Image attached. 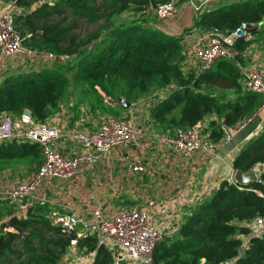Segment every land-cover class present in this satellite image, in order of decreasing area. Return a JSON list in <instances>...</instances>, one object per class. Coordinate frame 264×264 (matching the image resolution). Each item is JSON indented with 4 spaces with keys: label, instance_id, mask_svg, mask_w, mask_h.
I'll return each mask as SVG.
<instances>
[{
    "label": "trees",
    "instance_id": "obj_1",
    "mask_svg": "<svg viewBox=\"0 0 264 264\" xmlns=\"http://www.w3.org/2000/svg\"><path fill=\"white\" fill-rule=\"evenodd\" d=\"M7 1L23 9L13 18L24 46L49 55L52 66L4 76L0 112L20 115L28 109L36 121L47 120L58 102L59 87L55 85L67 81L66 72L71 69L74 80L83 83L92 110L110 107L124 112L122 100L131 105L155 85H174L149 107V123L156 130L172 132L197 124L215 108L220 120L211 121L206 130L215 142L224 137L225 127L251 116L261 104L258 93L242 90L240 85L237 63L247 48L242 39L236 43V59L219 58L202 72L184 74L176 62L181 37L165 35L137 19L162 0ZM131 10L136 12L132 17L121 18ZM244 23L256 26L253 35L264 27V0L232 2L207 10L196 25L205 31L229 33ZM82 24L93 28L82 31ZM216 89H234L235 98L224 102L214 93ZM5 145L7 150H0V159L41 156L38 143ZM254 166L261 168L259 180L250 173ZM232 168L250 173L252 179L242 184L222 181L206 199L188 207L175 232L164 234L155 246L154 264H264V240L249 228L250 222L264 218V127L241 145ZM2 201L13 204L10 198ZM1 206L0 264H59L71 238L48 218L50 204L29 205L23 215L13 211L18 204L7 207L10 214L4 220ZM76 245L95 252L91 264H113L110 252L98 246L95 237H78Z\"/></svg>",
    "mask_w": 264,
    "mask_h": 264
},
{
    "label": "built area",
    "instance_id": "obj_2",
    "mask_svg": "<svg viewBox=\"0 0 264 264\" xmlns=\"http://www.w3.org/2000/svg\"><path fill=\"white\" fill-rule=\"evenodd\" d=\"M217 1L219 0H187L192 11L197 14L210 10ZM177 3L178 0L159 1L151 8L152 14L158 19L172 18L177 14ZM12 6L7 2L0 7V68L11 60H31L37 55L24 46L15 29ZM252 38L254 35L242 30L241 27L229 33L218 30L204 31L192 44L182 49L181 62L187 69H193L196 73L202 72L219 58L236 59L238 55L236 43L240 39L248 41ZM240 72L243 90L258 93L261 96V104L251 116L229 129L230 134L220 140L223 143L229 142L259 114L264 113V75L254 67L240 69ZM130 109L131 107L127 110ZM203 128L207 127L200 121L193 126L175 129L173 132L155 131L152 137L161 145L187 153L200 151L216 155L218 142L211 140ZM143 134V124L133 117L109 116L93 131H78L59 127L51 123L49 118L41 122L23 112L16 115L1 111L0 144L23 141L38 143L42 161L29 179L14 182L9 186H0V199L10 198L18 202L20 207H23L21 198H25V206L48 203L47 199L40 195L41 189L49 187L54 180H68L74 177L83 167L93 164L101 155L113 148L136 145ZM66 138L76 145V150L72 154L66 153L62 147V141ZM131 168L133 171L141 172L145 165L141 160H136L132 162ZM260 171L259 166L251 168L250 173L254 180H259ZM47 216L53 224L75 237L71 239L70 246L76 245L78 237H95L97 245L110 252L113 264H121L122 261L129 264H154V248L163 236L147 213L137 208L119 209L111 214L100 213L90 218L72 212H60L56 205L50 204ZM253 222L255 229H251V234L264 240V218H256ZM246 244L247 240L244 245ZM89 253L95 255L94 251ZM231 263L234 264L232 261Z\"/></svg>",
    "mask_w": 264,
    "mask_h": 264
},
{
    "label": "crops",
    "instance_id": "obj_3",
    "mask_svg": "<svg viewBox=\"0 0 264 264\" xmlns=\"http://www.w3.org/2000/svg\"><path fill=\"white\" fill-rule=\"evenodd\" d=\"M238 1L244 0H219L210 10ZM6 3L7 0H0V7ZM12 8L14 13L23 11L14 5ZM40 59L46 61L44 66H52L49 55L38 53L29 61L34 62L33 65L26 64L30 59H25L11 60L5 66L16 68L17 73L25 72L20 70L21 67L32 71ZM263 115L259 114L253 125L234 135L229 142L219 140L216 155L200 151L187 153L161 145L152 137L156 127L152 123L146 124L144 134L136 145L113 148L93 164L83 167L74 177L54 180L39 193L48 204L56 205L60 212L90 218L100 213L111 214L121 208L141 209L163 235L172 234L184 219L188 207L206 199L222 181L235 182L232 160L241 145L263 128ZM62 147L68 154L76 150L75 143L67 138L62 141ZM136 160L144 163L143 171L132 170L131 164ZM8 174L0 176V186H9L16 181V176L10 173L9 177ZM27 206H19L23 214Z\"/></svg>",
    "mask_w": 264,
    "mask_h": 264
},
{
    "label": "rangeland",
    "instance_id": "obj_4",
    "mask_svg": "<svg viewBox=\"0 0 264 264\" xmlns=\"http://www.w3.org/2000/svg\"><path fill=\"white\" fill-rule=\"evenodd\" d=\"M8 2V1H7ZM178 11L177 14L174 15L172 18L168 19H158L152 14L151 8L146 10V13L139 16L137 19L138 21L142 22L144 26L155 28L162 32L165 35H176L181 37V48L184 49L185 46L192 44L198 36L205 31L204 28L199 27L196 25L198 21V17L200 14L194 13L190 8L187 0H178ZM134 11H126L121 15L122 19H127L132 17ZM139 14V13H138ZM202 14V13H201ZM82 31L83 30H91L93 27L88 26L86 24L81 25ZM247 48L243 51L242 56L240 57L238 62L239 70L246 68V67H254L257 68L262 75H264V27H260L258 29V33L254 35V38L248 40ZM182 51V50H181ZM181 55V56H179ZM176 57V62L182 68L184 65L182 64L183 55L179 54ZM26 64L33 65L34 62H29L31 60H27ZM67 61V57L63 58V62ZM46 61L39 60L37 62L35 70L43 69ZM51 65V62L49 61ZM19 69V68H18ZM20 70L28 72L29 69L27 67H21ZM33 70V71H35ZM17 73V69L10 67H2L0 68V80L6 76ZM64 71V70H63ZM182 71L184 74H192L194 72L193 69H187V67H183ZM68 80L61 81L57 83L55 86L59 87V95H58V102L57 105L51 108L50 117L51 123L62 127L67 128L70 130H86V131H93L99 125V123L106 117H133L137 122H141L143 126L149 124V116L147 115L149 107L156 102L158 99L165 97L168 92L174 87V85H168L166 87H159L155 85L148 93L143 95L141 99L135 103L129 105L131 109L128 112H116L110 107H105L101 110H92L89 107L87 102L88 98L85 96L84 91L85 87L83 83L79 80H74L73 70H68L66 72ZM242 78H240V85L243 90V86L241 84ZM214 93L217 95H221L220 97L223 99L224 102L234 99L236 90L229 89H216ZM58 91V88H57ZM128 107V108H129ZM127 108V109H128ZM114 112V113H113ZM218 111L214 108L212 112H207L204 114L201 123L206 126L208 129L209 123L212 121L219 122L220 117L218 115ZM256 123V122H255ZM253 125H247L238 133L245 130L247 127ZM263 125V124H262ZM232 127H225V137L230 134L229 129L234 128ZM262 127V126H261ZM178 128V127H176ZM174 128V130L176 129ZM173 130V131H174ZM156 131H163L162 128ZM172 131V132H173ZM237 133V134H238ZM236 135V134H235ZM222 138V139H223ZM69 141V140H68ZM7 143H1L0 146L2 151H5L4 147ZM41 160L40 154L32 155L29 158H1L0 159V176L3 174H7L9 172V177L11 176L10 173L17 177L16 181H25L31 177V175L37 170L39 166V161ZM4 176V175H3ZM14 183V182H13ZM13 201V200H12ZM13 204H4L2 199H0V209L1 205H4V209H2V218L3 220L10 214L8 212L9 209L16 206L18 202L13 201ZM17 203V204H16ZM19 205V204H18ZM9 207V209L7 208ZM121 209H128V208H121ZM13 211L17 213V215H23L22 209L20 207L13 208ZM250 231L251 229H255L254 222L249 223ZM245 238V236H243ZM94 259V254L89 253V251L84 250L83 248L78 247L77 245H72L68 247L66 253L61 258L59 264H91ZM228 264H232L229 262Z\"/></svg>",
    "mask_w": 264,
    "mask_h": 264
},
{
    "label": "water",
    "instance_id": "obj_5",
    "mask_svg": "<svg viewBox=\"0 0 264 264\" xmlns=\"http://www.w3.org/2000/svg\"><path fill=\"white\" fill-rule=\"evenodd\" d=\"M241 29L246 31V32L252 33L256 29V26L255 25H251L249 23H244V24L241 25ZM122 104L125 106V109H127L129 107V103L126 102L125 100H122ZM23 113L25 115H27V116H31V112L28 109L24 110ZM233 178H234L235 182H239L241 184L242 183H247V182H249L252 179L250 173H242L240 170H235ZM25 204H26L25 198H21V205L24 207ZM69 235H70L71 239L75 238L70 233H69Z\"/></svg>",
    "mask_w": 264,
    "mask_h": 264
}]
</instances>
